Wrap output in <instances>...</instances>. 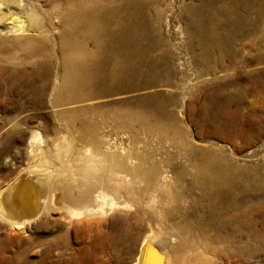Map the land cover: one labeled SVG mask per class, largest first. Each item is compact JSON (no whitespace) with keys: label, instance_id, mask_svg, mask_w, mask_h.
Masks as SVG:
<instances>
[{"label":"bare ground","instance_id":"obj_1","mask_svg":"<svg viewBox=\"0 0 264 264\" xmlns=\"http://www.w3.org/2000/svg\"><path fill=\"white\" fill-rule=\"evenodd\" d=\"M158 1L0 0V108L8 112L19 99L34 104L48 100L69 128H53V137H43L37 129L29 131L25 167L0 188V220L25 231L35 223H53L66 237L81 225L94 229L97 224L119 221L124 224L97 228L105 240L125 249L136 246V226L146 219L150 233L140 242L133 264H189L208 254L214 258L209 264H225L219 247L223 226L218 220L223 217L234 226L235 215L241 213L237 212L241 197L248 199L244 209L248 216L254 208V183L242 180L233 157L220 146L213 153H203L196 174L210 203L211 218L206 221L201 214L193 220L172 207L175 180L169 153L168 158L157 157L155 151L144 153L139 141L131 148L119 146L110 135L79 118L86 102L122 90L124 66L140 50L154 48L150 36L155 27L147 17L151 16L149 4ZM39 2L49 8L43 10ZM188 11L193 12L190 38L201 34L204 63L224 68L229 67L228 60L239 64L238 40L249 37L259 39L257 47L247 41L242 50L260 52L247 62L264 63V0H198ZM159 59L155 60L157 81L165 77L169 82V54ZM257 93L264 95V90L257 88ZM227 97L224 106H207L206 111L229 133L228 128H238V123L229 122L231 105L237 104L234 115L240 116L243 98L241 93ZM132 119L146 124L151 132L164 129L152 126L146 114L134 113ZM153 214L173 221L174 231L155 227ZM207 229L214 235L207 234ZM49 254L43 252L41 257ZM26 255V251L14 253L11 261Z\"/></svg>","mask_w":264,"mask_h":264},{"label":"rangeland","instance_id":"obj_2","mask_svg":"<svg viewBox=\"0 0 264 264\" xmlns=\"http://www.w3.org/2000/svg\"><path fill=\"white\" fill-rule=\"evenodd\" d=\"M197 2L160 0L150 3L148 9L151 16L147 18L153 21L150 22L155 27L150 36L154 48L151 51L140 50L141 54L124 66L122 90L86 102V109L79 118L86 126L110 135L119 146L131 148L135 141H139L140 150L144 153L155 151L159 158L171 155L170 165L175 180L172 207L180 208L182 215L193 220L201 214L206 221L211 218L210 203L196 174L202 155L204 152L213 153L218 146L223 147L225 153L233 157L242 180L254 183L255 194L254 208L249 216L244 212L248 199L241 197L237 211L241 210V213L235 215L237 223L232 226L223 217L218 220L223 226L220 251L226 258L225 264H264V95L257 93V88L264 90V63L247 62L260 50L241 48L247 41L256 48L259 39L249 37L238 40L240 55L236 56V60L239 59V64L228 60L226 65L229 67L224 68L215 62L204 63L201 34L198 32L190 38L188 31L193 20V12H189L188 7L195 6ZM39 4L43 10L49 8ZM32 7L30 5L27 10L31 8L29 11H33ZM166 53L169 54L170 81H165V77L157 81L155 72H159V64L155 60H162ZM215 55H218L217 51ZM242 56L244 63H241ZM102 86L105 87L103 84L98 88ZM238 93L243 98L241 115H234L237 104L232 103L229 116V122L238 123V128H228V133L220 128L217 117L210 119L206 107L218 109L228 102L227 96ZM16 102L8 112L0 108V188L25 167L29 131L37 129L43 137H53L54 131L69 130L65 117L58 112L60 110L53 108L50 101L34 104L19 99ZM253 110L258 114L253 115ZM134 113L146 114L152 126L164 129L151 132L146 124L132 119ZM248 219L250 223H247ZM145 220L142 219L136 226V237L139 239L136 246L125 249L105 240L97 228L107 230L124 224L119 221H114V225L111 222L97 224L94 229L81 225L66 237L61 236L62 228L53 223H35L29 231H25L0 220V264H133L140 242L150 233L148 220ZM151 220L161 230L174 231L173 221L165 222L157 214H153ZM124 222L127 226L128 222ZM230 233L232 237L227 238ZM207 234L213 236L214 231L207 229ZM117 247L123 250L119 252ZM45 250L50 254L43 258L41 254ZM25 251V257L18 258L15 263L11 261L14 253ZM205 256L189 264H209L214 260L212 255Z\"/></svg>","mask_w":264,"mask_h":264}]
</instances>
